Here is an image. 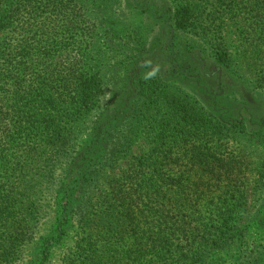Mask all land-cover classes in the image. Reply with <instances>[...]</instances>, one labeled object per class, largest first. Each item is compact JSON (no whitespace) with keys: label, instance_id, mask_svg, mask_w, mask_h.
<instances>
[{"label":"trees","instance_id":"16d2710c","mask_svg":"<svg viewBox=\"0 0 264 264\" xmlns=\"http://www.w3.org/2000/svg\"><path fill=\"white\" fill-rule=\"evenodd\" d=\"M81 3L0 0V264H257L264 220L256 214L240 226L248 195L243 162L222 144V133L239 125L227 110L167 91L162 74L138 72L131 118L138 126L124 131L120 113L78 126L112 86L101 57L83 67L54 63L60 37L79 34ZM168 11L169 38L193 32L219 49L218 62L227 56L230 22L242 44L264 49V0H178ZM187 65L182 73L190 75ZM117 99L104 110H118ZM144 131L152 152L98 197L104 167ZM56 212L55 236L29 261L38 223ZM69 226L75 236L52 263Z\"/></svg>","mask_w":264,"mask_h":264},{"label":"rangeland","instance_id":"374dc122","mask_svg":"<svg viewBox=\"0 0 264 264\" xmlns=\"http://www.w3.org/2000/svg\"><path fill=\"white\" fill-rule=\"evenodd\" d=\"M177 3L178 0H82L81 9H77L79 34L60 37L58 46L62 50L54 63L76 61L83 67L102 59L103 65L111 68L105 78L112 86L100 110L86 114L78 126L89 128L106 117L113 120L118 113L122 115L119 121L124 131L138 126L136 118L131 121L138 110L133 102L134 77L138 72L162 74L167 91L205 108L227 110L228 119L239 121L232 131L222 133V144L243 162L248 207L240 226L249 224L256 214L264 220V81L259 73L264 70V49L258 51L242 44L231 22L227 23V56L221 62L216 59L219 49L208 47L193 32L177 30L173 41L169 38L168 26L173 21L168 10ZM172 44L174 47L169 48ZM197 57L204 63L198 66L193 61ZM187 64L192 67L190 75L182 73ZM112 98H118L119 109L104 110ZM146 133H141L119 160L104 167L102 179L95 184L98 197L110 195L112 186L152 152L153 144ZM57 220V212L41 218L35 235L37 244L26 250L29 261L39 257L43 239L55 236ZM65 233L52 248V263L62 257L75 236L70 226ZM257 264H264V253Z\"/></svg>","mask_w":264,"mask_h":264}]
</instances>
